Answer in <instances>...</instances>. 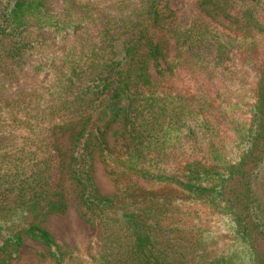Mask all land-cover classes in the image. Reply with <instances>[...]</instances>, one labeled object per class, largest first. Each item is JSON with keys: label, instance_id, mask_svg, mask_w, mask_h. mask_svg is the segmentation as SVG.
Listing matches in <instances>:
<instances>
[{"label": "trees", "instance_id": "16d2710c", "mask_svg": "<svg viewBox=\"0 0 264 264\" xmlns=\"http://www.w3.org/2000/svg\"><path fill=\"white\" fill-rule=\"evenodd\" d=\"M263 138L264 0H0V264L26 237L37 264H253L224 193ZM65 179L96 226L85 254L43 225ZM246 194L264 233V151Z\"/></svg>", "mask_w": 264, "mask_h": 264}, {"label": "rangeland", "instance_id": "374dc122", "mask_svg": "<svg viewBox=\"0 0 264 264\" xmlns=\"http://www.w3.org/2000/svg\"><path fill=\"white\" fill-rule=\"evenodd\" d=\"M224 22L228 23L226 20ZM119 48H117L118 50ZM36 60L32 58L31 62ZM158 66L150 64L149 71L152 80H157ZM121 125L116 124L107 133V140L114 145L120 140ZM57 142L67 152L69 150V133H58ZM264 151V138L260 139L253 151L245 159L236 175L226 182L224 203L229 204L231 209L238 214L248 229V237L254 248L253 264H264V233L255 227L247 216L246 181L257 161ZM257 159V160H256ZM93 177L98 191L103 195H112L116 190V182L109 173L105 163L97 154L93 161ZM67 209L64 214L48 216L43 225L52 234L55 241L61 247L73 253L85 254L96 234L95 224L88 218V213L78 205L75 191L67 179L64 180ZM10 262L13 264H37L49 259L46 248L39 242L24 238L18 250L11 254Z\"/></svg>", "mask_w": 264, "mask_h": 264}]
</instances>
